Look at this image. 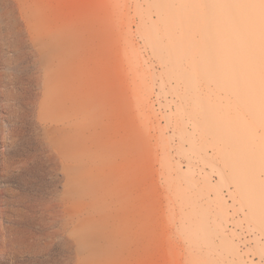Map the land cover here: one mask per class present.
I'll return each instance as SVG.
<instances>
[{
	"label": "rangeland",
	"instance_id": "374dc122",
	"mask_svg": "<svg viewBox=\"0 0 264 264\" xmlns=\"http://www.w3.org/2000/svg\"><path fill=\"white\" fill-rule=\"evenodd\" d=\"M14 1L81 34L67 87L98 112L84 152L122 221L96 264H264V0ZM17 66L25 92L41 72ZM0 99V264H76L56 234L65 172L35 161L47 124Z\"/></svg>",
	"mask_w": 264,
	"mask_h": 264
},
{
	"label": "bare ground",
	"instance_id": "6f19581e",
	"mask_svg": "<svg viewBox=\"0 0 264 264\" xmlns=\"http://www.w3.org/2000/svg\"><path fill=\"white\" fill-rule=\"evenodd\" d=\"M20 7L14 0H0V34L9 56L7 72L0 75V94L12 105L14 117L22 107H29L32 114H39L52 135L36 136L35 161L42 168L46 162L61 165L66 175L60 198L63 221L57 224L60 230L56 233L62 235L64 249L73 252L76 264L110 261L122 221L110 213L111 198L96 188L101 177L90 165L83 146L84 132L94 130L89 114L98 112L86 103L80 82L71 90L67 87L70 67L77 70L82 62L81 34L65 26L50 31L43 27L42 19L31 14L32 7ZM24 22H30V26ZM29 59L35 60L41 75L31 76L23 92L17 65ZM38 86L43 89L42 95L33 92ZM4 132L7 139H20L24 134L17 129L16 121L5 122ZM40 153L46 154L45 160L39 158Z\"/></svg>",
	"mask_w": 264,
	"mask_h": 264
}]
</instances>
